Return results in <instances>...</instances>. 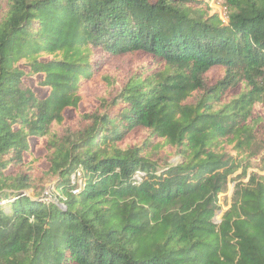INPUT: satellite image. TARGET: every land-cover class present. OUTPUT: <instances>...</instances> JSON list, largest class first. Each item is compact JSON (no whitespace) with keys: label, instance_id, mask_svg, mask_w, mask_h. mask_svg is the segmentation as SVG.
<instances>
[{"label":"trees","instance_id":"1","mask_svg":"<svg viewBox=\"0 0 264 264\" xmlns=\"http://www.w3.org/2000/svg\"><path fill=\"white\" fill-rule=\"evenodd\" d=\"M221 6L0 0V264H264V0Z\"/></svg>","mask_w":264,"mask_h":264},{"label":"rangeland","instance_id":"2","mask_svg":"<svg viewBox=\"0 0 264 264\" xmlns=\"http://www.w3.org/2000/svg\"><path fill=\"white\" fill-rule=\"evenodd\" d=\"M211 4V6L214 8V11L219 12L220 14L223 13L222 10V6H221V0H208ZM144 61V58L140 57V56H123L122 58H120L119 60H113L110 61L109 63V67H111V69L117 71L120 75V77L122 78H126L128 76H130L132 73H134L135 69L139 66V64H141ZM98 89H87V92L90 94H97ZM251 171H259L258 168H251L249 170ZM240 173V171L238 172ZM237 173V174H238ZM264 173V172H263ZM237 174H234L233 177H235ZM73 178L76 177L75 174L72 175ZM233 182V181H232ZM230 184L229 187V192L227 193L228 196L230 197L233 191V187L235 183ZM32 194V192H31ZM46 196L44 197V199L46 200H51L53 198V196L55 197V195L57 194L56 191V186L55 183H50L45 191ZM220 202H221V209H219L217 211V215L215 216L216 221H220L221 217L223 216V213L225 210H227L229 208V204H230V199L228 200V204L223 200V194H220Z\"/></svg>","mask_w":264,"mask_h":264},{"label":"built area","instance_id":"3","mask_svg":"<svg viewBox=\"0 0 264 264\" xmlns=\"http://www.w3.org/2000/svg\"><path fill=\"white\" fill-rule=\"evenodd\" d=\"M222 8V7H221ZM222 10H223V8H222ZM221 17L223 18V19H225V13H224V11H223V13L221 14ZM74 179V178H73ZM75 193H78L79 192V189H76L75 191H74ZM221 197V196H220Z\"/></svg>","mask_w":264,"mask_h":264}]
</instances>
